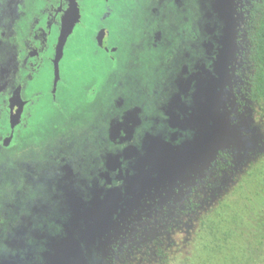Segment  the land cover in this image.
<instances>
[{
	"label": "flooded vegetation",
	"instance_id": "af4514ba",
	"mask_svg": "<svg viewBox=\"0 0 264 264\" xmlns=\"http://www.w3.org/2000/svg\"><path fill=\"white\" fill-rule=\"evenodd\" d=\"M115 1L103 0L92 37L97 49L113 60L122 43H127L129 66L117 73L110 103L98 121L80 129L65 128L48 140L20 142L34 105L28 86L42 68L50 67V94L59 103L60 77L55 84L54 60L63 25L68 18L74 21L63 44L59 75L66 46L82 27L85 11L82 0H0V168L10 178L23 179L17 177L20 161L46 162L53 188L59 192L57 173L67 167L71 148L87 144L103 157L87 170L79 195L65 201L63 212L47 222L43 244L48 251L55 248L58 253L60 245L54 243L60 234L74 227L82 230L99 211L110 212L113 222L123 223L134 210L150 212L161 197L182 190L187 175L181 172L171 181L163 172L156 175L155 168L170 159V151L180 154V145L198 131L205 134V121L219 129L216 116L222 108L249 103L241 88L245 48L240 41L249 0H144L139 4L129 0L132 6H142L140 23H134L137 36L119 37L120 43L112 41L106 24L116 10L111 3ZM136 69L139 75L133 72ZM128 110L148 114L149 130L136 140L135 149H125L123 155L109 152L114 117L123 119ZM149 159L153 166L143 164ZM136 174L140 177L134 183Z\"/></svg>",
	"mask_w": 264,
	"mask_h": 264
},
{
	"label": "rangeland",
	"instance_id": "374dc122",
	"mask_svg": "<svg viewBox=\"0 0 264 264\" xmlns=\"http://www.w3.org/2000/svg\"><path fill=\"white\" fill-rule=\"evenodd\" d=\"M82 1L83 25L69 40L60 63L59 103L50 94V67L42 68L27 89L34 105L20 142L48 140L65 128L80 129L98 121L110 103L117 73L129 66L127 43L120 44L113 60L93 41L92 29L103 0ZM111 3L116 10L106 24L112 41L137 36L134 23H140L142 6H132L129 0ZM133 72L140 74L137 69ZM229 107L217 113L219 129L205 121V134L198 131L195 138L180 145V154L170 151V159L155 168L156 175L163 172L171 181L181 172L187 175L182 190L161 197L163 204L150 212L134 210L138 222L124 228L130 246L115 261L106 258L105 264H264V237L257 234L264 215V177L259 173L264 170V111H258L252 101ZM151 160L143 164L153 166ZM139 177L136 174L132 182ZM112 221L110 212L93 214L82 230L74 227L59 236L54 243L60 245L59 254L54 248L44 261L94 264L88 253L76 249L74 238L95 239L107 251L110 244L104 242Z\"/></svg>",
	"mask_w": 264,
	"mask_h": 264
},
{
	"label": "snow or ice",
	"instance_id": "6c2138e0",
	"mask_svg": "<svg viewBox=\"0 0 264 264\" xmlns=\"http://www.w3.org/2000/svg\"><path fill=\"white\" fill-rule=\"evenodd\" d=\"M150 119L148 114L141 116L132 110L123 119L114 117L110 134L113 147L108 151L123 155L125 149H135L136 140L149 130ZM107 143L106 140V146ZM67 155V167L57 173L59 192L53 188L46 162L20 161L17 177L23 179L10 178L0 168V264H41L47 259L48 248L43 244L47 222L63 212L65 201L79 195V185L86 182L87 170L103 158L87 144L71 148ZM74 243L79 252L91 256L94 264H105L109 257L95 239L78 236Z\"/></svg>",
	"mask_w": 264,
	"mask_h": 264
},
{
	"label": "trees",
	"instance_id": "16d2710c",
	"mask_svg": "<svg viewBox=\"0 0 264 264\" xmlns=\"http://www.w3.org/2000/svg\"><path fill=\"white\" fill-rule=\"evenodd\" d=\"M248 12L242 23L240 41L243 42L245 53L243 55L244 63L242 71L245 78L244 85L241 87L245 99L252 101L258 111H264V0H249ZM249 103H243L246 106ZM257 111V112H258ZM259 173L264 177V170ZM256 182V181H255ZM254 184L252 181L251 185ZM136 214H129L125 222L111 223V232L104 243L110 244L107 251L108 259L115 261L119 253L127 249L130 245L126 238L125 229L138 222ZM122 223V224H121ZM98 233V232H95ZM257 234L264 237V215L259 225Z\"/></svg>",
	"mask_w": 264,
	"mask_h": 264
},
{
	"label": "water",
	"instance_id": "95a60500",
	"mask_svg": "<svg viewBox=\"0 0 264 264\" xmlns=\"http://www.w3.org/2000/svg\"><path fill=\"white\" fill-rule=\"evenodd\" d=\"M73 24H74V21L71 18H68L64 22V25H63L62 33H61L60 40L58 43L59 48L56 52V57L54 60V64H55V81L54 82H55V84L59 78V60H60V57L62 56L63 44H64L68 34L71 32Z\"/></svg>",
	"mask_w": 264,
	"mask_h": 264
}]
</instances>
